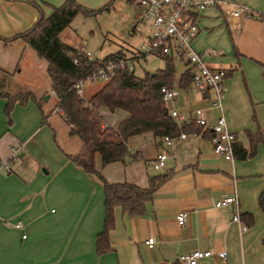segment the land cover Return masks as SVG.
<instances>
[{
    "label": "crops",
    "instance_id": "obj_1",
    "mask_svg": "<svg viewBox=\"0 0 264 264\" xmlns=\"http://www.w3.org/2000/svg\"><path fill=\"white\" fill-rule=\"evenodd\" d=\"M224 1L244 3L251 12L231 16L226 2L199 9L191 43L208 66L225 70L220 109L235 135L233 158L224 160L211 148L210 124L217 114L209 105L211 91L174 85L172 104L181 111L200 107L207 126L195 133L184 131V136L169 143L149 132L130 135L126 145L139 154L135 159L102 164L94 153V168L108 182L146 187L149 176L166 175L141 212L113 207L108 248L99 254L95 236L104 216L101 180L66 157L81 142L67 133L60 112L45 105L46 88L54 94L48 76L37 92L8 86L5 76L19 74L22 61L36 70L37 62L21 38H0L4 91L9 95L31 92L40 98L38 103L30 98L23 103L15 100L8 122L5 98L0 96V264H186L176 256L193 248L225 251L224 259L203 257L196 264H264V210L257 202L264 190V133L252 155L238 158L234 154L240 147L249 149L246 132L264 130V0ZM36 15L24 0H0V36L24 30ZM175 63L180 64L178 75L186 65L178 59ZM100 85L85 95L82 88L81 97L87 99ZM98 111L111 127L128 115L121 108L108 110L104 105ZM161 150L167 157L158 169L153 159ZM232 193L238 202V220L232 219V205H213ZM180 211L184 212L181 224L175 218ZM247 213L251 215L248 224ZM148 237L153 239L150 245L145 242Z\"/></svg>",
    "mask_w": 264,
    "mask_h": 264
},
{
    "label": "trees",
    "instance_id": "obj_2",
    "mask_svg": "<svg viewBox=\"0 0 264 264\" xmlns=\"http://www.w3.org/2000/svg\"><path fill=\"white\" fill-rule=\"evenodd\" d=\"M37 11L34 21L24 30L9 37L0 36L3 41L21 38L30 46L37 56L46 61L45 71L49 78L50 87L57 98L55 109L60 112L64 122L68 125L67 133L75 135L81 142L80 148L65 154L74 164L86 173L98 176L102 184L104 216L102 228L95 236L96 253H102L108 248V230L113 224V207L118 205L122 211L139 213L156 185L166 175L148 177L146 187H139L131 182H108L98 170L94 168L93 156L97 152L102 164L122 160L135 159L138 153L130 152L126 140L130 135L149 132L155 138L167 136L175 137L178 132L198 131L200 125L192 122L178 127L169 117L161 98V85L188 88L190 86L191 68L184 61L186 67L176 75L174 59L161 53H156L162 59V66L152 71L144 70L136 75L126 67L115 68L109 78L103 81L87 99H83L73 88V84L106 60L121 54V50L109 53L101 58H88L84 51L77 46L63 42L59 31L65 27L77 11L94 13L97 10L86 9L75 0H63L59 5L52 6L48 15H43L40 4L36 0H27ZM111 1L108 3L111 4ZM129 3L138 0H126ZM103 8H107L104 5ZM144 57V55H141ZM181 60L180 57H177ZM0 96L5 98L4 113L9 122V111L12 103L17 100L23 103L30 98L37 103L31 92L9 95L4 91L3 81H0ZM104 105L108 110L121 108L128 115L121 119L115 127L103 123L98 107ZM264 130L246 132L249 149L240 147L238 158L250 156L255 151L257 143L262 140ZM261 210H264V190L257 197ZM245 223L251 222V215L245 214ZM264 244V237L262 238Z\"/></svg>",
    "mask_w": 264,
    "mask_h": 264
},
{
    "label": "built area",
    "instance_id": "obj_3",
    "mask_svg": "<svg viewBox=\"0 0 264 264\" xmlns=\"http://www.w3.org/2000/svg\"><path fill=\"white\" fill-rule=\"evenodd\" d=\"M221 2H226L229 5L231 16L249 15L251 12L250 8L244 3L224 0H138L139 21L145 31L143 40L136 46V51L130 54L121 51L120 55L106 60L101 66L86 74L84 78L77 80L72 85L73 88L81 96L82 88L86 81L106 80L117 67H126L128 70H133L134 60L146 53H161L172 56L175 59L180 57L191 68V86L200 90L211 91L209 105L217 110V114L210 124L211 135L209 141L215 154L224 160L231 161L233 158L232 141L235 135L227 127L220 109L221 99L225 91L223 82L225 70L208 66L202 58V53L195 50L191 43L197 32L196 11ZM84 53L88 58L91 57L87 52L84 51ZM159 91L169 117L178 127L189 121L198 123L201 128L207 126L206 118L200 107L181 111L172 104L176 93L174 85L167 86L163 84L159 87ZM182 136H184V131L180 130L175 137ZM161 138L164 142L169 143L174 137L162 136ZM166 157V151H158L153 159V166L158 169L164 167ZM228 204L234 208L232 219L238 220V202L234 193L213 201L214 206ZM175 218L181 224L184 219V212H177ZM152 241L151 237L145 240L148 245ZM210 256L224 259L225 251L220 249L213 252L209 249L193 248L177 254L176 259L186 264H196L198 259Z\"/></svg>",
    "mask_w": 264,
    "mask_h": 264
},
{
    "label": "rangeland",
    "instance_id": "obj_4",
    "mask_svg": "<svg viewBox=\"0 0 264 264\" xmlns=\"http://www.w3.org/2000/svg\"><path fill=\"white\" fill-rule=\"evenodd\" d=\"M24 1L27 5L29 4L30 7H33L27 0ZM36 1L40 4L41 12L44 16L48 15L52 6L63 2V0ZM75 1L86 9L97 11L94 13L77 11L68 24L58 33V37L63 42L80 45L85 52L95 58H101L119 50L126 54L136 51V46L143 40L145 31L139 21V9L136 2L129 3L126 0H112L111 4L108 5L110 0ZM104 5H107L106 9L103 8ZM29 50V52L34 54L33 59L37 62V70L22 61L20 63V73L13 77L5 76V80L10 88H22L19 86L21 85L37 92L44 85V78H47L45 77L47 74L44 68L46 61L42 57L37 59V55L32 48ZM133 63L134 73L141 75L144 70L152 71L161 67L162 59L156 54L146 53L144 57L139 56ZM179 67L180 64L175 63L176 72ZM103 81V79L86 81L83 87L84 95L98 87ZM44 94H49V99L45 105L53 111L56 101L55 95L49 93L48 88H46ZM53 115L55 116V114ZM57 140L61 143L58 138Z\"/></svg>",
    "mask_w": 264,
    "mask_h": 264
}]
</instances>
